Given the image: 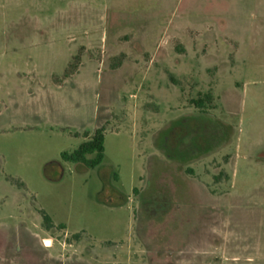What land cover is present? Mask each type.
<instances>
[{"label": "rangeland", "instance_id": "1", "mask_svg": "<svg viewBox=\"0 0 264 264\" xmlns=\"http://www.w3.org/2000/svg\"><path fill=\"white\" fill-rule=\"evenodd\" d=\"M0 264H264V0H0Z\"/></svg>", "mask_w": 264, "mask_h": 264}, {"label": "trees", "instance_id": "2", "mask_svg": "<svg viewBox=\"0 0 264 264\" xmlns=\"http://www.w3.org/2000/svg\"><path fill=\"white\" fill-rule=\"evenodd\" d=\"M208 99V97H200L197 100L192 101L191 104L194 108L202 112L205 108L204 101ZM105 130V125H102L95 130L91 137L84 135L86 141L81 143L72 153L61 154L62 161L69 164L81 165L86 169H94L101 165L104 158ZM89 156L92 158H88ZM133 192H136V190Z\"/></svg>", "mask_w": 264, "mask_h": 264}]
</instances>
